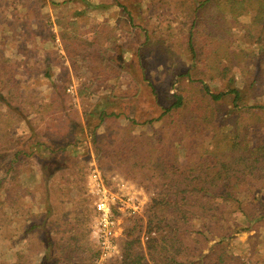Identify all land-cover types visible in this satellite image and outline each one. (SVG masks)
I'll return each instance as SVG.
<instances>
[{
	"label": "trees",
	"instance_id": "16d2710c",
	"mask_svg": "<svg viewBox=\"0 0 264 264\" xmlns=\"http://www.w3.org/2000/svg\"><path fill=\"white\" fill-rule=\"evenodd\" d=\"M107 3H54L58 28L92 37L99 46L76 49L70 62L85 79L77 91L80 113L64 97L72 87L70 67L62 65L68 76L54 80L58 49L51 16L32 22L23 17L21 0H0L14 14L0 22V256L12 258L0 264H98L101 251L90 228L95 201L80 168L89 158L88 137L104 180L121 176L152 197L117 240L122 260L108 264L232 262V245L243 237L259 246L264 264V103L257 102L264 0ZM106 8L112 17L101 20ZM226 8L239 16L238 29L222 18ZM93 11L99 12V33L80 26ZM236 34L242 40L234 51ZM129 36L138 45L127 61L121 45ZM34 42L45 48L46 72L34 66L25 73L52 82L53 95L44 103L30 97L19 72ZM198 69L205 76H195ZM228 72L233 78L220 91ZM123 77L125 93L150 113L125 111L122 101L99 103L98 84ZM118 121L123 131L108 134L106 127ZM16 130L22 133L17 138ZM68 194L75 199L61 210ZM22 257L26 262L15 259Z\"/></svg>",
	"mask_w": 264,
	"mask_h": 264
},
{
	"label": "rangeland",
	"instance_id": "374dc122",
	"mask_svg": "<svg viewBox=\"0 0 264 264\" xmlns=\"http://www.w3.org/2000/svg\"><path fill=\"white\" fill-rule=\"evenodd\" d=\"M62 1H65V0H21V3L23 4V9H20V11L22 12L23 17H26L29 21H32V22L39 21L40 18L44 14L51 16L52 20L54 21V23L52 24L53 25L52 32L55 38L57 39L56 46L58 49L56 53L57 55L54 58V62H55L54 72H53L54 80L62 81L63 78L68 76L67 72L64 71L65 68L62 67V65H66L70 67V70L72 72L71 73L72 74V87L66 94H64V97L67 99V101L69 102L70 106L73 109L78 110L80 113H82L81 102L78 98L77 91L78 89L82 87V85L85 82V79L81 78L77 74L75 69L71 67L70 62H72V59H76L75 57H77L76 49L80 48V49L95 51L96 49H99V46H97L95 40H93L92 37L79 36L71 32L62 31L60 28L57 27V25L55 24V12L57 11V9L54 3L62 2ZM83 1H86L89 4L94 5V6H98L101 2H106V1L108 2L106 5H108L109 3H111L112 0H83ZM0 11L3 12V15L0 18V22L2 23H4V19H8L9 17H13L14 15L12 12H10V9H8L7 7L5 9V7L2 8L1 6ZM152 11L153 10H150L149 14L152 13ZM111 12L112 10H108L106 8L105 10L102 11V14L100 15V19L101 20L103 18L111 19L112 17ZM120 15L121 14H119V16ZM221 16L224 19V21L232 22L236 29L239 28V22H238L239 16L236 13H233L230 9L226 8L225 10L222 11ZM167 17L169 20L173 19V15L171 13L168 14ZM120 19H122V17H120ZM80 26L83 28V31H87V29L89 28L92 31L99 33V28L101 27L99 26V12L97 13L93 11V13L88 15V18L81 19ZM241 38H242L241 34H236L235 41L232 45V49L234 51H237V49H239V43L242 40ZM136 40H137V37L131 38L129 36L128 38L124 39V42L121 45L122 46L121 48L122 56L127 61L132 59L135 53V50L138 45V41ZM30 45H31V49L33 52L19 66V72L21 74V81L25 86L30 87L29 93H30V97L33 100H37L39 103H44L49 99V97L53 95L52 82L47 81L42 78L35 79L33 76L32 77L27 76L29 75V73H27V69L33 68L35 66V68L38 69V71L42 69L41 70L42 74H45L46 67L41 66L44 61L43 59H44V49L45 48L44 47L41 48V45L38 42H34ZM50 49H52V46L50 47ZM153 64L155 65V63ZM163 69H165V67L160 66L157 70L163 71ZM25 72L27 73V75ZM194 74L197 77L205 76V73L203 72V70H200V69L196 70ZM232 78H233V74L228 72L225 76L226 82L225 83L222 82V84H220V91L227 90V86L229 85V82L231 81ZM238 78L241 80V75H239ZM126 79H127L126 77H123L120 80L116 78H111L105 81L104 83L98 84L96 88V93H97L99 103H101L102 105H105V104L110 105L113 102L122 101V102H119L120 107H123V110L125 111L136 108V110L140 109V112L143 113L144 115L145 113H150L149 111L145 110L144 105H141V103L138 104L137 99L134 98V96L128 95L125 93V89H126L125 84L128 82V80ZM258 81L260 83L259 87L262 89V91L260 92L259 98H257V102L264 103V74L263 73H261L260 76L258 77ZM237 83H238L237 85L238 87L242 85V83H240L239 80H237ZM144 97L145 95H143L140 99H143ZM61 126L63 127L62 128L63 130L67 129V125L64 122L61 123ZM124 128H125L124 123L122 121H118V122L109 124L105 130L107 131L108 134L113 135L114 133H120L121 131H123ZM159 129L160 128H158L157 130ZM21 134L22 133L17 130L14 133L16 138L17 136ZM84 147L87 149L89 158L83 160L84 162L80 168L85 170V173L87 175L88 174L87 169L89 168L90 164L93 163L94 160L96 161L94 150H93L94 142L90 137H88L87 141L84 143ZM4 171H5L4 162L0 161V174H2ZM86 177L88 178V175ZM102 178H103V175H102ZM30 179H33V178H30ZM34 180L36 179H33V181ZM28 181H29L28 178L27 179L24 178L22 180V183L26 188L29 187ZM103 181H104L106 188L113 193L120 192V191H127L128 186L129 187L134 186L135 191L141 192L142 195L145 194L146 197H149L148 193L145 191V189L142 186L129 182L121 176H118V175L113 176V177L111 176L109 177V179H107V181L104 180L103 178ZM87 190L90 191L88 182H87ZM90 197L92 198V196ZM150 198L152 200V197ZM74 199H75V196H70L69 194L64 195L60 199V209L62 210L63 208L68 207ZM150 203H148L145 206V208ZM119 214H120V218L122 219L120 221L121 222L120 229L122 233L120 238H122L125 232V228L128 224L127 223L128 220L140 214L134 215V216H128V217L122 216V213H119ZM119 233L120 232H118V235ZM232 246H235L234 253L236 254L237 259H235L232 262H230L227 259H223L221 261H217L214 264H261L259 263V255H258L260 248L254 242H251L248 237H243L239 239ZM0 258L3 261L12 259L10 258L9 253H4L2 257L0 256ZM15 259H19L23 262H26L25 260L26 258H23V257L15 258ZM113 261L118 262L117 259L114 258V259L108 260L107 262L105 261L104 264H108Z\"/></svg>",
	"mask_w": 264,
	"mask_h": 264
},
{
	"label": "built area",
	"instance_id": "2783aa9c",
	"mask_svg": "<svg viewBox=\"0 0 264 264\" xmlns=\"http://www.w3.org/2000/svg\"><path fill=\"white\" fill-rule=\"evenodd\" d=\"M88 186L94 197V206L97 212L96 220L92 226V237L94 243L101 251L98 264L116 258L121 261L124 249L117 244L121 236L120 214L122 216H134L143 212L148 202H144L141 192L135 191L133 187L127 191L113 193L109 191L103 181L96 162L90 164L87 169ZM118 232L119 235H118Z\"/></svg>",
	"mask_w": 264,
	"mask_h": 264
},
{
	"label": "crops",
	"instance_id": "0c3cea01",
	"mask_svg": "<svg viewBox=\"0 0 264 264\" xmlns=\"http://www.w3.org/2000/svg\"><path fill=\"white\" fill-rule=\"evenodd\" d=\"M94 162H96V161L94 160L93 163H94ZM91 164H92V163H91ZM87 182H88V178H87ZM130 187H133V188L135 189L134 186H130ZM88 193H89L90 196H92L91 191H88ZM92 198L94 199L93 196H92ZM142 199L144 200V202H148V203L151 202V198H150V197H146L145 194L142 196ZM95 210H96V209H95ZM96 217H97V212H96ZM96 217H95L93 223L91 224V227H90L91 230H92V226H93V224H94V222H95V220H96ZM91 239H92V241L94 242L92 235H91Z\"/></svg>",
	"mask_w": 264,
	"mask_h": 264
}]
</instances>
